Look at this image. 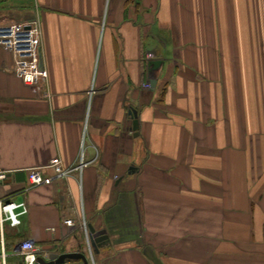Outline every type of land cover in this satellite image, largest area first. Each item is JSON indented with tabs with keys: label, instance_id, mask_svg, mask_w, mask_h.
<instances>
[{
	"label": "crops",
	"instance_id": "0c3cea01",
	"mask_svg": "<svg viewBox=\"0 0 264 264\" xmlns=\"http://www.w3.org/2000/svg\"><path fill=\"white\" fill-rule=\"evenodd\" d=\"M35 21L47 79L0 46V197L29 209L7 264L27 240L47 260L264 264V0H0V25ZM56 158L72 174L31 188Z\"/></svg>",
	"mask_w": 264,
	"mask_h": 264
},
{
	"label": "built area",
	"instance_id": "2783aa9c",
	"mask_svg": "<svg viewBox=\"0 0 264 264\" xmlns=\"http://www.w3.org/2000/svg\"><path fill=\"white\" fill-rule=\"evenodd\" d=\"M41 35V24L38 21L32 23L13 22L0 25V46L12 53L15 57L14 72L18 74L27 85H36L42 79H47V71L42 68V55L38 44ZM154 59V55H149ZM83 165V164H82ZM60 158L54 159L48 166L29 171L31 188L51 186L56 181L65 179L72 174ZM8 172L0 171V187L8 178ZM29 212L26 203H16L0 197V264H7L5 223L9 222L14 227L22 223L21 216ZM69 227L75 225L74 220H66ZM21 255L25 264H40V257L48 258V254L35 242L27 240L21 244Z\"/></svg>",
	"mask_w": 264,
	"mask_h": 264
},
{
	"label": "water",
	"instance_id": "95a60500",
	"mask_svg": "<svg viewBox=\"0 0 264 264\" xmlns=\"http://www.w3.org/2000/svg\"><path fill=\"white\" fill-rule=\"evenodd\" d=\"M155 65H159V63H155ZM42 68L44 67L43 63L41 64ZM130 115L134 119V127L133 130L136 132V136L139 135L140 122H139V114L135 109L130 110ZM90 237L89 241L92 248L95 251H99V248L106 245L111 241V238L107 232V230L96 231V229L90 225ZM40 264H90L89 258L85 252H76V253H66V254H57L53 253L49 256V259H39Z\"/></svg>",
	"mask_w": 264,
	"mask_h": 264
},
{
	"label": "rangeland",
	"instance_id": "374dc122",
	"mask_svg": "<svg viewBox=\"0 0 264 264\" xmlns=\"http://www.w3.org/2000/svg\"><path fill=\"white\" fill-rule=\"evenodd\" d=\"M92 248V247H91ZM93 249V248H92ZM89 252V251H88ZM93 252H94V249H93ZM90 253V252H89ZM91 254V253H90ZM40 258H43V257H40ZM44 259V258H43ZM15 260H16V263L17 264H25V261L23 260V258L22 257H16L15 258Z\"/></svg>",
	"mask_w": 264,
	"mask_h": 264
}]
</instances>
